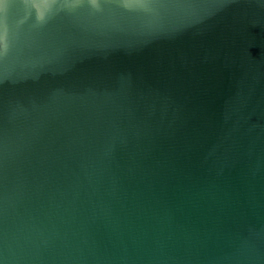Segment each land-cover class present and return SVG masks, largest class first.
<instances>
[{
    "label": "water",
    "instance_id": "water-1",
    "mask_svg": "<svg viewBox=\"0 0 264 264\" xmlns=\"http://www.w3.org/2000/svg\"><path fill=\"white\" fill-rule=\"evenodd\" d=\"M0 264H264V0H0Z\"/></svg>",
    "mask_w": 264,
    "mask_h": 264
}]
</instances>
